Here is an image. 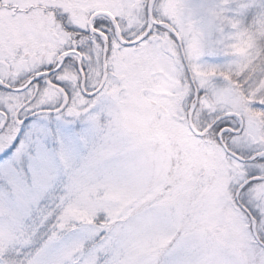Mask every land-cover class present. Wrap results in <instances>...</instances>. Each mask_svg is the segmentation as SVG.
<instances>
[{"label":"snow or ice","instance_id":"6c2138e0","mask_svg":"<svg viewBox=\"0 0 264 264\" xmlns=\"http://www.w3.org/2000/svg\"><path fill=\"white\" fill-rule=\"evenodd\" d=\"M0 264H264V0H0Z\"/></svg>","mask_w":264,"mask_h":264}]
</instances>
